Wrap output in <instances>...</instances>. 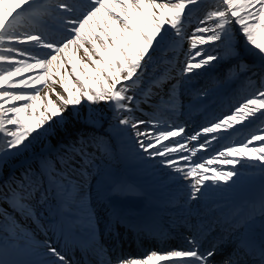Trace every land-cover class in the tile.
Returning a JSON list of instances; mask_svg holds the SVG:
<instances>
[{
	"label": "snow or ice",
	"instance_id": "1",
	"mask_svg": "<svg viewBox=\"0 0 264 264\" xmlns=\"http://www.w3.org/2000/svg\"><path fill=\"white\" fill-rule=\"evenodd\" d=\"M202 3L0 0V167L34 141L79 121L85 103L91 108L104 102L118 126L131 130L142 154L159 159L162 167L186 181L190 201L210 187L235 183L240 169L258 166L264 172V40L259 38L264 34V0H215L188 35L185 24ZM185 40L189 48L179 74L186 81L223 62L228 65L226 78L259 74L261 85L228 114L191 135L183 125L161 122L165 109L176 110L181 81L165 93L163 84L175 79V64L163 61L165 67L158 71L160 62L153 60L158 49L179 47ZM248 81L255 83L251 76ZM142 105L152 107L147 120L136 115L144 112ZM241 129L248 130L243 141L214 147V142L229 141ZM97 152H103L97 140L79 137L55 156L41 157L36 169L29 166L0 187V201L12 209L0 211L4 221L0 264H72L50 240L43 244L35 240L16 215L45 234L70 236L83 231L82 251L90 256L87 264H214L216 245L202 250L195 236L186 238L187 248L151 251L143 258L113 256L99 238L90 196L82 192L97 168ZM134 190L119 183L112 188L116 193ZM255 207L264 217V189ZM45 211L53 217L47 226L41 223ZM112 223L109 218L106 228L110 230ZM248 233L221 264H247L245 256L264 264V231L258 242L251 238V230ZM31 256L43 259L21 258Z\"/></svg>",
	"mask_w": 264,
	"mask_h": 264
},
{
	"label": "bare ground",
	"instance_id": "2",
	"mask_svg": "<svg viewBox=\"0 0 264 264\" xmlns=\"http://www.w3.org/2000/svg\"><path fill=\"white\" fill-rule=\"evenodd\" d=\"M80 2V0H77ZM203 2L202 4H204ZM201 4V6H202ZM212 4H215V1L212 2ZM200 6V7H201ZM198 11V10H197ZM196 11V12H197ZM194 12L192 16L196 13ZM187 24V23H186ZM261 40H264V34H261L259 37ZM182 51L180 52H174L175 58H170L168 55L169 48L165 50L163 53L162 49H158L157 53L153 57V60L157 63V69L163 70L165 67V64L162 63L163 61H171L175 59L172 63L175 64V71L172 72V76L175 77V73L179 71V69L183 65V61L185 59L184 53L188 50L189 45L182 46ZM82 55V52H81ZM216 68V65L214 66ZM79 69V66H78ZM213 69V68H212ZM83 71L82 69H79ZM202 75L199 78H206L209 77V72H203ZM174 79H170L166 81L163 84L164 92L167 93L168 90L171 88L173 84ZM200 82L204 80H199ZM228 81L227 83H229ZM197 88V84L195 82H191V84H188V89L194 90ZM57 90H59V87H57ZM47 91V89H45ZM185 93V92H182ZM41 95H43V92H41ZM176 96V95H175ZM223 101H226L228 98L225 96V94H220ZM165 99L167 97L165 96ZM202 97H199L197 100H201ZM209 105V104H208ZM144 108V112L140 113L137 112L136 115L140 119H145L144 114L145 110L151 109L149 105H142ZM81 113V119L79 121H74L69 123L66 127L61 128L56 131L54 135L41 137L40 139L34 141L30 148L23 152L20 155L15 156L14 158H10L7 160V162L0 167V187L5 186L6 184H9V182L13 179H16L17 177L21 176V173L25 168H28L32 165V163H36V165H39V160L43 156H47L49 153H53L52 150L56 149L58 146L61 145V138H66V133L72 131L74 128H78L81 125L88 126L90 124L93 125H101L105 124L106 122H109V120H113L114 122H118L115 117L113 116L112 109L109 107L108 104L101 102L97 105L89 107L88 104H84L80 108ZM91 114L92 119H89V115ZM161 114L160 120L165 121L169 119V117ZM214 110L210 112L209 115H213ZM200 118L196 119L193 117V114H185V115H178V117L175 120L170 121L172 124L175 125H184L185 128L197 127L199 124ZM123 129V126H121L120 129H118L117 126L112 128L109 131H106L108 136L112 139L113 143H116L119 147V150L117 153H115L114 146L112 148V155L115 153V156L113 157L110 154H107V152L103 149V152H98L100 157L103 159L102 163H99L97 165V168L93 169L91 172V175L87 178V183L84 185V192L87 193L90 196L91 205L97 212V218L101 221L103 225L109 223V218L106 215L105 210V202L103 198L102 191L106 190V184H111L114 186L115 184H123V181H116L117 178L115 177L116 171L120 170L118 169L117 161L118 159H122L123 162H125L126 165H132L133 163V156L129 153H127L132 146L130 145L132 143V139H135V137L132 135L131 130H125V134L121 132ZM83 134L80 135L82 137ZM131 136V139L129 137ZM98 141L97 138H94ZM238 142L243 141L242 136H238L237 138ZM60 140V141H59ZM136 143V142H135ZM167 143V142H165ZM217 146V145H215ZM214 146V147H215ZM218 147V146H217ZM90 151L92 149H89ZM118 165V166H117ZM151 167L153 169H151ZM259 168V167H258ZM147 172H140V174L145 173L146 175L153 174L154 172L159 173L162 177V179L158 183H146V188L148 191L153 195V198L150 200L153 207H156V220L161 219L163 217H169L172 215H175L173 209L171 208L175 203V196H177V192L183 189V186L181 183H179L180 180L177 179L175 174L170 173V171L164 167H162L159 164V161H152V163H149V167L146 168ZM118 173V172H117ZM144 174V175H145ZM264 175V174H263ZM262 175V176H263ZM261 177L260 175H257L256 173L251 174H243L241 173L239 177L234 178L236 180L235 183H230L231 187H229L227 190L228 192L226 194L227 197L225 202L227 203V206L229 209H233L235 207H238L240 204H242V207H245V211H241L242 216H251L253 213L255 215L260 214V212L256 209V205L259 203L261 190L264 188L260 187L257 193L255 194L251 188L255 186V181ZM114 178V179H113ZM144 183V182H143ZM100 192L102 195H100ZM175 192V193H173ZM114 193L113 191H110V194ZM99 194V195H98ZM113 201H117L121 198L120 195H112L111 196ZM198 205L200 210H207L210 208H214L215 203H213L211 200L207 199H198ZM2 201H0L1 203ZM118 208L122 211L129 212L131 214H139V215H145L148 211V207L143 205H136L135 207L125 206L123 204H117ZM46 212V211H45ZM20 217L16 215L15 219L19 220ZM215 222V221H213ZM0 223H4L3 219L0 220ZM47 226V225H45ZM28 229V228H27ZM30 232H32L30 229H28ZM248 230L255 231L254 237L257 238V240H260V234L262 231H264V217L261 216L258 220H255L254 223L249 226ZM84 236L80 235H60L59 233L54 234L52 231H48L47 234H45L44 230L39 229L36 234H34V239L43 244L44 241L50 240L54 246L58 248V250L62 251L66 256L70 259L72 258V254H68V250L72 249L74 241L76 244H82V241L84 239ZM167 245V244H166ZM185 247L187 248L188 245L186 242L184 243ZM40 252H44L45 249L41 247L39 249ZM23 259H35L40 260L43 259L41 256H31V257H21Z\"/></svg>",
	"mask_w": 264,
	"mask_h": 264
},
{
	"label": "rangeland",
	"instance_id": "3",
	"mask_svg": "<svg viewBox=\"0 0 264 264\" xmlns=\"http://www.w3.org/2000/svg\"><path fill=\"white\" fill-rule=\"evenodd\" d=\"M207 3H210V2H207ZM209 6L204 8V10H203L204 14L206 13V11L210 10ZM204 14L200 15L198 18L203 17ZM190 23H192V20H190ZM197 23H198V20H197ZM196 24H190L191 26L188 29L189 35L191 34V32L194 29V27L196 26ZM246 60L249 63H251V58H248ZM232 63H234V62H232ZM227 67H228V65L225 64V63L223 64V66H221V64H218L217 65V69L213 70L215 72L213 77H211L209 80L206 79L207 81L201 82L199 87H197V90L195 91V94L191 95L188 90L186 91V96H187L186 98H188L189 103H190V101H192V103H194L193 104L194 105V110H195L194 118L195 117H202V120L199 121L198 127L197 128H193V131H191L190 135L193 134L195 131H198L202 126L208 124L210 121H213V120H215V119H217L219 117H222L225 114H228L234 108V106L237 105L238 102L242 101V99L247 97L248 95H251V94L255 93V91L260 88L261 85H260V81H259V74L256 75V76H252L251 73H247V75L245 77L240 76L238 78V76H239L238 75V76H236V77H234L232 79H228V78L225 77V73H226ZM208 72H210V71L208 70ZM245 74L246 73H243V75H245ZM249 76H251V79L253 81H255L254 84H250L249 83V81H248V77ZM180 77L181 76L179 74L176 76V78L179 81H181V79H182ZM194 78L195 79H199V77H197V76L193 77V79ZM229 80H230L231 83L230 84H226ZM185 82L186 81H181V83H179V86H183L184 88H186ZM231 84H233L232 87H230ZM234 85H235V87H234ZM248 90H251V92H248ZM176 91H178V89H176ZM226 92H230L231 93L230 104L224 105L225 102L222 101V99H220V94L221 93L224 94ZM200 96H203V98L201 100L202 102L197 100ZM206 97L211 98V99H209V101H211V100L215 101L217 99L216 105L218 107L216 109V113H215L214 116L209 117L208 111L212 110V108L214 107L213 105H215V102L211 103V105L209 107H207L205 105V103L207 102V100H205ZM182 103H183V106H181V107H182V109L183 108L185 109V107H187L186 106L187 105L186 104L187 101L183 99ZM206 107H207V109H206V111H204V109ZM170 110L171 109H165L163 112L165 113V115H168V116L173 115V113L170 112ZM149 118H150V116L146 117V119H149ZM83 127H81V128H83ZM238 128H239V126H238ZM95 129H97V128H95ZM79 130L80 129L75 128L72 132L71 131H70V133L68 132L69 140L74 141L76 139V137H77V134H78ZM241 131L244 132V136L246 137L248 130L241 129ZM241 131L233 132L231 137H230V139L237 141L235 138H232V137H234V136L236 137V134H239ZM193 143H195V142H193ZM220 143H221V141H220ZM102 144H103V146L105 148H107V149L110 148V142L108 143V142L102 141ZM224 144L225 143H223L222 146ZM64 147L65 146L61 145L60 147L57 148L55 153L47 154V156L48 155L55 156L57 152L63 151ZM136 150L140 151L139 148H136ZM30 167H32L33 169H36L38 166L36 165V163H32V165ZM248 171H250V170L246 169V168L240 169V172H244L245 174H248L249 173ZM259 171L260 170H257L258 173H259ZM0 176H1V173H0ZM154 176H156V174ZM17 178H19V177H17ZM154 181H159V179L154 178ZM6 185H8V184H6ZM222 186L226 187L227 185H222ZM1 203H0V205H1ZM4 209H7L9 213L12 212V209L9 208V205L7 203H3L0 206V211H3ZM1 219H3V218L0 217V220ZM43 219L44 220L41 221L42 224L43 223H48L49 224V223L52 222L53 217H50L48 215V212H47V215H44ZM20 221H21L22 224H24V226L26 228L30 229L31 231H36V228L38 229L37 225L33 224L30 220L25 222V221L21 220V217H20ZM72 264H73V262H72Z\"/></svg>",
	"mask_w": 264,
	"mask_h": 264
}]
</instances>
